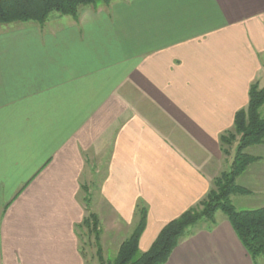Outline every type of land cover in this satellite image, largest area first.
I'll use <instances>...</instances> for the list:
<instances>
[{"label": "crops", "instance_id": "obj_1", "mask_svg": "<svg viewBox=\"0 0 264 264\" xmlns=\"http://www.w3.org/2000/svg\"><path fill=\"white\" fill-rule=\"evenodd\" d=\"M263 78L264 0H112L0 23V264H89L91 202L106 258L145 204L147 251L206 196L220 135ZM200 222L164 264H264L225 214Z\"/></svg>", "mask_w": 264, "mask_h": 264}, {"label": "trees", "instance_id": "obj_2", "mask_svg": "<svg viewBox=\"0 0 264 264\" xmlns=\"http://www.w3.org/2000/svg\"><path fill=\"white\" fill-rule=\"evenodd\" d=\"M111 1L0 0V23L25 21L44 23L54 12L78 17L82 7L108 5ZM263 104L264 86L256 80L250 85L247 106L236 111L232 128L220 135L221 148L226 153H229L228 147L237 143L230 169L214 178L212 187L199 203L169 221L147 251L143 252L139 248V240L146 227L148 213L145 204L137 205V221L134 229L111 259L105 258L100 245L99 216L89 212L78 224V228L86 227L88 234L94 236L100 264H164L173 249L190 233L193 226L202 220H213L218 211H222L228 217L251 258L254 261L264 258V206L238 210L231 199L233 194L251 192L249 188L239 184L237 178L250 164L262 159L261 155L251 154L246 149L264 142V117L260 112ZM84 200L89 202L88 197Z\"/></svg>", "mask_w": 264, "mask_h": 264}, {"label": "rangeland", "instance_id": "obj_3", "mask_svg": "<svg viewBox=\"0 0 264 264\" xmlns=\"http://www.w3.org/2000/svg\"><path fill=\"white\" fill-rule=\"evenodd\" d=\"M53 14H56L55 12ZM262 85H264V78L261 80ZM261 115L264 117V104L260 109ZM237 143L235 142L231 147H228L229 153L223 152V161L216 163V167L220 168L221 172L229 170L231 166V162L236 150ZM247 152L254 155H261L262 159L250 164L248 168L237 178V182L251 190L248 194H233L231 195L232 202L234 206L238 209H253L264 206V142L261 144H256L250 146L246 149ZM97 165L100 166V173H96V176L91 175L92 181L99 183L100 180L105 176V163L104 160L97 161ZM220 172V173H221ZM217 174L216 176L220 175ZM215 176V177H216ZM214 177V178H215ZM213 178V180H214ZM212 180V184H213ZM93 185V183L91 184ZM91 190L93 191L91 200H93L94 187L92 186ZM89 198V197H88ZM90 201V198H89ZM89 203L86 202V206L89 208ZM92 211L95 209L94 204L91 202ZM88 212V213H89ZM95 213V212H94ZM98 215V214H97ZM217 215H224L222 211H218ZM99 216V215H98ZM100 219V217H99ZM201 223V222H200ZM102 225L99 224L100 233H102ZM80 237H81V248L83 252L86 254V258L89 264H97L100 263L97 256V244L94 240V236L88 234L87 228H80ZM102 238L100 234V245L102 247ZM103 250V247H102ZM104 254V252H103ZM105 256V255H104ZM107 258L111 259L114 257L113 253H108ZM106 258V257H105Z\"/></svg>", "mask_w": 264, "mask_h": 264}]
</instances>
